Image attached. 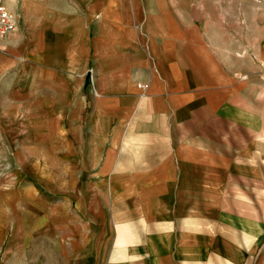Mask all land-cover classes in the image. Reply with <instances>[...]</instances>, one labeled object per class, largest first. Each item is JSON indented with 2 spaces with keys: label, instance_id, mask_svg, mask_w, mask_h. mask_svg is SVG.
<instances>
[{
  "label": "crops",
  "instance_id": "crops-1",
  "mask_svg": "<svg viewBox=\"0 0 264 264\" xmlns=\"http://www.w3.org/2000/svg\"><path fill=\"white\" fill-rule=\"evenodd\" d=\"M2 1L0 264H264V18Z\"/></svg>",
  "mask_w": 264,
  "mask_h": 264
},
{
  "label": "rangeland",
  "instance_id": "rangeland-1",
  "mask_svg": "<svg viewBox=\"0 0 264 264\" xmlns=\"http://www.w3.org/2000/svg\"><path fill=\"white\" fill-rule=\"evenodd\" d=\"M206 8L211 11V13L215 12L216 15L218 14V12H221V16H222V22H224L225 26L227 28H229V30L233 31V32H245L247 30H250L252 28V26L254 25L255 22L259 21L260 19L264 18V0H204ZM262 217H264V215H260V214H256L254 215V222L255 224L259 225L261 224V220ZM241 218L244 222L248 221L247 219H250L249 216L247 215H241ZM213 220V219H212ZM192 225H196V224H191ZM202 228L204 226H201ZM256 227V226H255ZM261 228V227H260ZM227 232V230H224ZM247 232V234H246ZM264 234V231H262ZM224 233V232H223ZM254 233V247H250V248H238V247H229V248H225L227 249V252L229 251V249L236 250L238 252V250H242V254L246 253V250L249 251L252 249V251L255 253V255L258 254V250L259 248H257V236H258V230L255 228L253 229ZM189 234H193L194 237L196 239H203L204 235L206 234L205 231H200V230H190ZM232 234H235V232L233 231ZM238 236L243 238L244 240L246 239L245 234L247 237H249V232L248 230H242L241 232L238 231L237 232ZM183 235V234H182ZM211 235H214V232H211ZM228 235V232H227ZM185 236V235H184ZM187 236L183 237V239H185ZM193 236H190V238H192ZM219 238V236H217ZM261 238L263 239L260 240L259 242H262V244L264 243V235L261 236ZM220 240V239H218ZM187 247V246H186ZM261 248V246H260ZM183 249H187L185 247H183ZM176 251H180L177 250ZM214 251V250H213ZM240 254V252H239ZM210 258L213 259L211 260L210 264H229L225 261H222L221 259H217V257L213 256L212 254H210ZM220 260V261H218ZM224 260V259H223ZM239 264H247L246 262H238ZM235 263V264H238Z\"/></svg>",
  "mask_w": 264,
  "mask_h": 264
},
{
  "label": "built area",
  "instance_id": "built-area-1",
  "mask_svg": "<svg viewBox=\"0 0 264 264\" xmlns=\"http://www.w3.org/2000/svg\"><path fill=\"white\" fill-rule=\"evenodd\" d=\"M16 30L13 15L5 8L3 1L0 0V37H5Z\"/></svg>",
  "mask_w": 264,
  "mask_h": 264
}]
</instances>
